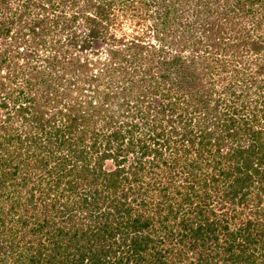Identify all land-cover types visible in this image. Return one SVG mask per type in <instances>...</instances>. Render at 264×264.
I'll return each mask as SVG.
<instances>
[{"label":"trees","instance_id":"obj_1","mask_svg":"<svg viewBox=\"0 0 264 264\" xmlns=\"http://www.w3.org/2000/svg\"><path fill=\"white\" fill-rule=\"evenodd\" d=\"M40 2L0 8V264H264V208L238 224L207 202H263L264 84L247 91L213 52L240 46L221 34L264 0ZM143 173L163 178L155 208L167 234L180 218L177 242L154 241L152 203L130 198Z\"/></svg>","mask_w":264,"mask_h":264},{"label":"rangeland","instance_id":"obj_2","mask_svg":"<svg viewBox=\"0 0 264 264\" xmlns=\"http://www.w3.org/2000/svg\"><path fill=\"white\" fill-rule=\"evenodd\" d=\"M33 1L36 2L37 8H38V5L43 6V4L40 2V0H33ZM3 2H5V0H3ZM3 2H2V0H0V8H1V6H2L1 4H3ZM9 3L10 4L4 3V6L10 8L12 11H15L17 14H19L21 11L20 7H22L24 5V0H9ZM221 4H223V3H221ZM115 10L117 12L118 8H116ZM153 10L157 13L159 11V10L157 11V9H155V8H153ZM32 13H33V15H36L35 13H38V12H35V10H34V11H32ZM118 13L121 14V12H118ZM8 15H9V13H7V15H3V12L0 13V24H3V23L5 24V22L9 23L11 21L12 18H11V16H8ZM26 16H28V15L25 14L24 18ZM263 16H264V10H262L260 8H256L253 13H250L247 15H242V16L238 15L237 18L235 19V21H236V23L240 24L241 28L237 29L235 31L232 29H228V30L224 31V33L221 34V42H223V43L226 42V45L229 44L231 46L235 45L236 43H239L240 46L239 47H230L228 49H224L223 52L218 51V50H217V52L216 51L213 52L216 57H222V58H224V56H226V58H229V56L231 57L230 62L234 65L230 64L229 68L234 69L232 66H235L241 71L242 76L244 77L242 79V81L245 82L244 85L247 87V91L250 89L254 90V88H252V87L255 85H260V87H261V85L263 86V84H264V71L260 72V66L264 64V19H262ZM17 26H18V24L16 25V27ZM7 28H8V26H5L6 30H7ZM15 33H16L15 30H13L12 33H10L8 35V37H7L8 41H9L8 43H10V40L14 38L13 36H15ZM246 39H247V48H245V45H243L244 43L242 42L243 40L246 42ZM0 43H3V41L1 39H0ZM255 43H257V44H255ZM253 44L258 45L260 47L259 51L252 48L254 46ZM0 49H1V47H0ZM21 50L22 49L20 48V51ZM189 52H192V50L191 51L189 50ZM230 73H231V71H230ZM242 81L240 83V86L243 85ZM247 81H248V83H247ZM247 84H249L250 86ZM20 85L23 86L24 90H27V88H25L23 82H21ZM241 88L243 89L244 86H241ZM252 93L254 94V96L258 95L260 100L264 101V93H263V90L261 88L258 89V92L253 91ZM3 116H4L3 109L0 108V124L1 125L5 124V123H3L5 116L4 117ZM20 125H21V123L14 121L12 126H10V129L13 130L15 128H18V127H20ZM142 177H143V180L137 181V184L135 183V187H136L135 196L133 195L130 198L133 199V197H136L138 195L139 196V202H140L141 197H142V195H140V194H145L147 196V201L152 203V206L150 205V207H151V209L149 211L150 214L148 212V214L154 218V220L151 224L153 232H150L152 239L154 241H161L162 238H164L166 240L168 237L167 235H170V241H173V243L177 242L180 239V237L178 236L179 232L181 231V226L179 224L180 218L178 217L177 219L175 218V219H172L173 221H170V223H169L170 231L168 230L169 234H167V231H161V229L163 228V225L159 222V220H161V217L166 215V211H163L161 213V212L157 211V208H155L156 204L159 202V199H157V195H159V191L161 190V187H162L160 180H163V178L157 180L158 178H152L147 173H143ZM141 181H144V182L141 183ZM154 182H157V185L153 184ZM128 189H130V185H128L126 183L125 190H128ZM211 194H213V192H211ZM255 195L256 194H251L249 196V198L254 197ZM151 199H152V201H151ZM177 200H178V202L180 201L179 199H177ZM219 200L220 199H218V198L215 199L214 196H212V198L208 199L207 202L211 204V201H214L215 203L212 204L213 211L217 212L219 214V216L225 215V213H226V218L229 219V221L231 223L240 224L243 221H245V218H248V219H253L254 220L253 222H255V221L259 222L260 221V223H262L264 225V219L259 220V215L254 213L255 210H259L260 207H262L261 209L264 208V198H263V202L260 204V206H257V203L254 202L253 200H251L250 203H248V204H247V202H244V204L242 206H232L231 203H228V204H225V208L222 207V203ZM72 201H73V203H72L73 206H74V204L77 206L79 205L76 203V201H79V197H76L75 199L73 198ZM217 201H218V204H216ZM135 204H137V203L132 204L133 210L136 208ZM153 205H155V206H153ZM176 207H177V205H176ZM233 207H236V210H237V212L235 211L238 214L236 219H230V217L232 216L230 213H232V214L235 213L234 211H232ZM19 209H20V211H23V209L25 210V208H16V211ZM190 209H193V206L190 207ZM188 210H189V206L188 207L184 206L181 212L184 213ZM144 211H145L144 208H140V213H143ZM251 211H253L252 215H251V213H252ZM241 212H242V214H241ZM74 213L76 214L77 218L78 217H79V219L81 218V216H78V215H80V210L77 207H76ZM206 214L209 215V213L207 211H206ZM31 215H32V213H31ZM21 216H22V214L17 213V212H14L13 214L8 215V221L5 224L6 230H8V232H10V230L12 229L13 230L12 233L15 234V232L17 230L16 228L19 226L18 223L21 220L20 219ZM180 217H182V215H180ZM123 219H124L123 223L124 224L127 223L128 219L127 218H123ZM120 220H122V217L120 218ZM116 221H118V220H116ZM89 225L92 227V229L94 231H97V230H95V227H97V228L101 227L99 225L98 226L94 225V227H93V222H91ZM11 227H13V228H11ZM156 229H158V230L156 231ZM154 231H156V232H154ZM17 241H19V239ZM39 241H40V243H38L37 241H33L32 243H35L34 245L37 248H40V244L41 245L45 244V246H47V247H49L51 244V240H48L45 237H43ZM167 241H168V239H167ZM107 243L111 244L109 242H107ZM168 243H169V241H168ZM162 244L164 245L163 246L164 251H166L165 249L171 248L170 246H168L164 242ZM8 245H10V244H8ZM65 248H66L65 246L62 247V249H65ZM33 251H34L33 254L38 253V250H36V249ZM47 255L48 254H46V256ZM66 256H67V254H64V257H66ZM119 256H121V255H119ZM122 256H125V255L123 254ZM123 258H125V260H126V257H123ZM172 259H176V257L173 256ZM84 264H86V262H84Z\"/></svg>","mask_w":264,"mask_h":264}]
</instances>
